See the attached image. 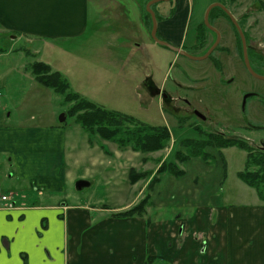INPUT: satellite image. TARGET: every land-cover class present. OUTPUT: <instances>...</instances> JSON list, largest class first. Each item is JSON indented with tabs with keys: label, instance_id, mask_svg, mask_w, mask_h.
<instances>
[{
	"label": "rangeland",
	"instance_id": "374dc122",
	"mask_svg": "<svg viewBox=\"0 0 264 264\" xmlns=\"http://www.w3.org/2000/svg\"><path fill=\"white\" fill-rule=\"evenodd\" d=\"M151 1L108 0L96 9L90 4L89 27L79 38L49 40L19 35L6 32L0 24V129H39L49 131V136L53 132L52 136L65 138L67 180L62 203L113 209L130 203L139 192L144 193L141 200L150 195L151 205L158 201L167 207L174 204L177 208L172 210L178 213L183 211L180 205L191 202L194 196L205 202V210L237 216L238 210L244 209L260 215L264 201L239 178L247 163V153L239 147H208V161L196 159L181 164L184 175H160L150 188L158 178L160 165L173 161L178 150L186 152L181 149L184 140H203L206 134H215L264 148V80L246 70L233 25L219 11L213 12L211 25L221 35L213 55L219 69L213 59L192 60L157 44L140 24V17L147 15L151 26L147 9ZM214 3L223 4L237 20L246 16V40L258 50L260 59H254L252 65L264 76V0H173L156 3L152 10L158 23L178 4L182 6L173 14H178V21L187 17L183 49L197 57L205 54V46L196 45L200 37L204 41L207 37L206 48L216 40L204 24L206 12ZM37 61L61 73L74 93L96 105L149 126L167 127L171 132L168 148L143 154L90 138L69 116L73 104L35 80L32 65ZM152 87L165 90L172 102L152 93ZM252 92L260 97L248 98L244 109V97ZM63 116L65 121L61 122ZM4 166L8 168L5 160ZM132 169L148 174L133 189L128 176ZM81 180L91 186L78 190L76 183ZM224 227L233 238L235 222L229 221ZM156 264L169 263L161 260Z\"/></svg>",
	"mask_w": 264,
	"mask_h": 264
},
{
	"label": "crops",
	"instance_id": "0c3cea01",
	"mask_svg": "<svg viewBox=\"0 0 264 264\" xmlns=\"http://www.w3.org/2000/svg\"><path fill=\"white\" fill-rule=\"evenodd\" d=\"M107 2L0 0V24L19 35L79 38L89 27L90 4L96 9ZM180 7L158 21V35L184 48L187 17L178 21L173 14ZM140 20L151 35L147 15ZM49 133L0 129V193L14 201L13 207L0 205V264H147L148 258L153 264H264V209L260 215L241 209L237 216L205 210L193 193L180 205L182 213L158 201L146 216L133 218L113 215L135 206L144 193L113 209L62 203L66 141ZM229 221L237 225L233 238L224 231Z\"/></svg>",
	"mask_w": 264,
	"mask_h": 264
},
{
	"label": "trees",
	"instance_id": "16d2710c",
	"mask_svg": "<svg viewBox=\"0 0 264 264\" xmlns=\"http://www.w3.org/2000/svg\"><path fill=\"white\" fill-rule=\"evenodd\" d=\"M214 11H219L223 16L227 17L222 9L215 8L211 11L210 22ZM205 28L210 32L206 25ZM151 29L152 21L150 31ZM245 36L247 37V34H245ZM237 37L241 56L243 57L241 39L238 32ZM199 39L200 41H197L196 45L197 47L200 45L201 48H204L205 46L206 53L211 45L206 48V36L205 41L201 40V37ZM215 65L220 69L218 61L215 62ZM32 74L35 76V80L39 84L46 88H50L54 90L55 93L63 96L66 103L73 104L70 108L69 116L75 118L76 124L80 125L90 138L98 137L103 141L118 145L121 149L130 148L134 152L143 154L158 153L168 148L171 143V132L167 127L149 126L131 116L115 111H108L103 107L96 105L81 95L74 93L71 90L70 83L64 78V76L58 71H54L51 66L44 62H35L32 65ZM181 147V149H185L186 152L184 153L178 150L173 161L169 163L164 161L157 170L158 178L150 184V188L160 180V175L167 173L175 177L184 175V171L180 168L181 164L196 159L208 161L211 157L210 154L207 153L208 147H214L219 150L229 147H239L247 153L245 171L239 174V178L248 186L254 188L257 191L260 200L264 201V150L252 147L245 140L215 134H206L205 139L203 140H184L181 143ZM128 176L130 184L135 185L141 180L147 178L148 174L138 173L132 169L129 171ZM150 202L151 197L148 195L129 210L114 214L113 216L114 218L146 216ZM153 263L154 260L148 258L147 264Z\"/></svg>",
	"mask_w": 264,
	"mask_h": 264
},
{
	"label": "water",
	"instance_id": "95a60500",
	"mask_svg": "<svg viewBox=\"0 0 264 264\" xmlns=\"http://www.w3.org/2000/svg\"><path fill=\"white\" fill-rule=\"evenodd\" d=\"M169 1H172V0H153L151 2H149L147 4V9L149 10L151 16H152V31H151V36H152V39L159 45L163 46V47H166V48H169L171 50H173L175 53L181 55V56H184V57H187L189 59H192V60H196V61H202V60H205V59H208L209 56L215 51V49L219 46L220 44V41H221V35L219 33V31L214 28L210 22H209V16H210V13L213 9L215 8H220L222 9L224 12H226L233 24L235 25V27L237 28L239 34H240V37H241V40H242V44H243V50H244V63H245V66L248 70V72L255 78L257 79H260V80H264V76H260L259 74H257L254 69L252 68L251 66V63H250V60H249V57H248V53H247V45H246V39H245V35L241 29V27L239 26V24L237 23V21L235 20V18L229 13L230 11L222 4L220 3H214L212 4L207 12H206V15H205V24L206 26L212 31L214 32L216 35H217V39H216V42L214 43V45L209 49V51L204 55V56H200V57H196V56H192L190 55L189 53H187L186 51L184 50H181L180 48H176L175 46H173L171 43L167 42V41H164V40H161L159 37H158V23H157V19H156V16L152 10V6L156 3H159V2H169ZM253 94H247L245 97H244V101H243V108L245 109V106H246V103H247V99L249 97H251ZM196 115L200 118H202L203 120H205V117L200 114L199 112H196ZM61 122H64L65 121V117L63 116L61 119H60ZM264 150V148H263ZM91 184L87 181H84V180H81V181H78L76 183V188L78 190H82L84 188H87L89 187Z\"/></svg>",
	"mask_w": 264,
	"mask_h": 264
},
{
	"label": "flooded vegetation",
	"instance_id": "af4514ba",
	"mask_svg": "<svg viewBox=\"0 0 264 264\" xmlns=\"http://www.w3.org/2000/svg\"><path fill=\"white\" fill-rule=\"evenodd\" d=\"M233 17H234V14H232L231 12H229ZM211 14V13H210ZM224 14L227 16V17H225V16H223L222 14L220 15V16H222L224 19H226V20H228L232 25H233V27L236 29V31L238 32V30H237V28L235 27V25L233 24V22H232V20H231V18H230V16L226 13V12H224ZM247 18H246V16H243V17H241V19H235L236 21H237V23L239 24V26L241 27V29H242V31H243V33H244V35L246 34V33H248L244 28H243V25H244V20H246ZM209 20H210V16H209ZM241 23H242V26H241ZM213 26V25H212ZM214 27V26H213ZM215 28V27H214ZM210 32H211V34H213V35H215L216 36V39H217V35L214 33V32H212L211 30H210ZM238 34H239V32H238ZM239 36H240V34H239ZM240 39H241V37H240ZM245 39H246V36H245ZM216 42V40L213 42V44L210 46V48L214 45V43ZM220 43H221V41H220ZM220 45V44H219ZM246 45H247V53H248V57H249V60H250V63H251V66L253 67V65H252V61L254 60V59H258L259 58V52H258V50L255 48V47H253L252 45H250V44H248L247 43V40H246ZM175 46V45H174ZM241 46H242V53H243V60H244V50H243V44H242V40H241ZM176 47V46H175ZM219 47V46H218ZM218 47L215 49V51L218 49ZM176 48H179V47H176ZM209 48V49H210ZM181 49H183V48H181ZM209 49H208V51H209ZM207 51V52H208ZM215 51L209 56V58L208 59H211V58H213V55H214V53H215ZM206 52V53H207ZM205 53V54H206ZM215 62H217L216 60L217 59H213ZM245 64V63H244ZM246 67V66H245ZM253 69H254V71L256 72V69H255V67H253ZM246 70H247V68H246ZM248 71V70H247ZM249 73V72H248ZM257 74H258V72H256ZM250 74V73H249ZM251 75V74H250ZM259 75H260V73H259ZM252 76V75H251ZM260 76H262V75H260ZM255 78V77H254ZM257 79V78H256ZM258 80H260V79H258ZM151 92L152 93H154V94H156L157 96H161L164 100H166V101H168V102H172V98L169 96V94L165 91V90H162V89H160V88H157V87H152L151 88ZM252 96L251 97H260V94H258V93H256V92H252ZM248 100V99H247ZM196 112L197 111H195L194 110V113L196 114ZM257 128H259V127H257Z\"/></svg>",
	"mask_w": 264,
	"mask_h": 264
},
{
	"label": "built area",
	"instance_id": "2783aa9c",
	"mask_svg": "<svg viewBox=\"0 0 264 264\" xmlns=\"http://www.w3.org/2000/svg\"><path fill=\"white\" fill-rule=\"evenodd\" d=\"M13 202V197L11 195L0 194V205H8L9 207H13Z\"/></svg>",
	"mask_w": 264,
	"mask_h": 264
}]
</instances>
